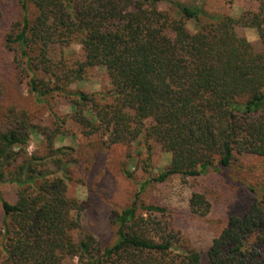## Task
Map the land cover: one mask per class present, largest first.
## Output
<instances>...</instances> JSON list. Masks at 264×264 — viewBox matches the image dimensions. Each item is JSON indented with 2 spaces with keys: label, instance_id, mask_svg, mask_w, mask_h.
<instances>
[{
  "label": "trees",
  "instance_id": "1",
  "mask_svg": "<svg viewBox=\"0 0 264 264\" xmlns=\"http://www.w3.org/2000/svg\"><path fill=\"white\" fill-rule=\"evenodd\" d=\"M163 1L168 8H159ZM254 1L258 13L233 18L174 0H21L22 15L4 43L30 74L39 102L86 68L103 66L109 100L78 92L71 103L82 132L106 135L109 143L143 133L170 153L151 181L197 177L230 166L236 155L264 160V0ZM188 21L196 23L194 32ZM238 23L257 29L260 49L237 35ZM71 42L81 45L83 59L67 66L52 50ZM10 117L0 130V184L17 191L13 203L0 197V264H264V172L248 188V205L229 217L204 257L165 207L139 200L149 181L127 206L111 211L115 240L101 247L91 234L78 235L82 206L67 195L70 172L53 156L68 154L53 148L60 125L43 132L56 167L48 171L43 158L24 151L36 126L24 111ZM188 204L196 216L211 209L200 191Z\"/></svg>",
  "mask_w": 264,
  "mask_h": 264
},
{
  "label": "rangeland",
  "instance_id": "2",
  "mask_svg": "<svg viewBox=\"0 0 264 264\" xmlns=\"http://www.w3.org/2000/svg\"><path fill=\"white\" fill-rule=\"evenodd\" d=\"M174 1L197 4L208 14L233 18H246L259 12L254 0ZM159 8L166 9L168 4L159 2ZM21 15V0H0V130L8 126L11 112L24 111L36 126L24 151L43 158L45 168L54 171L56 167L49 156L52 153L47 149L43 132L60 125L62 135L55 137L53 148L64 147L68 154L54 153L53 156L61 158L66 171L70 172L67 195L82 206L78 235L91 234L101 247L113 243L115 227L111 211L127 206L138 193L140 183L149 181L138 193L139 200L165 207L186 243L204 257L212 239L226 226L229 217L240 214L250 202L248 188L255 187L261 179L264 160L256 155L241 154L235 156L230 166L210 170L202 176L174 174L161 183L151 181L170 160V153L153 138H146L142 133L130 142L109 143L106 135H85L71 118V103L78 92L95 95L103 102L109 100L106 94L111 85L103 66L86 68L80 77L70 80L63 91L52 90L41 102L35 99L30 91V74L14 62V52L4 43V34ZM187 27L192 32L197 29L194 21H188ZM235 31L256 49L261 48L255 27L238 23ZM61 55L67 66H74L83 59V50L77 42L55 46L53 58ZM63 117H66L64 123L60 121ZM16 191L12 183L0 184V197L8 202H15ZM193 191L203 192L210 201L211 209L205 216H196L189 210L188 201ZM1 218L0 208V227Z\"/></svg>",
  "mask_w": 264,
  "mask_h": 264
}]
</instances>
